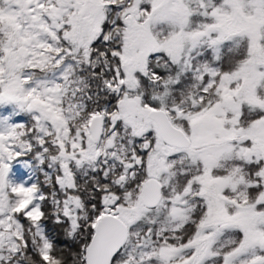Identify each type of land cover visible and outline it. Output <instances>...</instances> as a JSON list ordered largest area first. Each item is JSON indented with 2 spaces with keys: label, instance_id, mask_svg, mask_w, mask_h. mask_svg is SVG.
Instances as JSON below:
<instances>
[{
  "label": "snow or ice",
  "instance_id": "1",
  "mask_svg": "<svg viewBox=\"0 0 264 264\" xmlns=\"http://www.w3.org/2000/svg\"><path fill=\"white\" fill-rule=\"evenodd\" d=\"M0 264H264V0H0Z\"/></svg>",
  "mask_w": 264,
  "mask_h": 264
}]
</instances>
